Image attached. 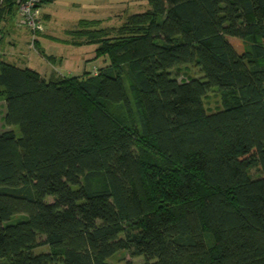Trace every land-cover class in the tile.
<instances>
[{
  "label": "trees",
  "instance_id": "trees-1",
  "mask_svg": "<svg viewBox=\"0 0 264 264\" xmlns=\"http://www.w3.org/2000/svg\"><path fill=\"white\" fill-rule=\"evenodd\" d=\"M101 24L68 32L109 62L94 75L0 61L21 132H0V264H264V0H149ZM190 64L204 77L170 75ZM209 87L233 99L210 113Z\"/></svg>",
  "mask_w": 264,
  "mask_h": 264
},
{
  "label": "rangeland",
  "instance_id": "rangeland-1",
  "mask_svg": "<svg viewBox=\"0 0 264 264\" xmlns=\"http://www.w3.org/2000/svg\"><path fill=\"white\" fill-rule=\"evenodd\" d=\"M148 7L149 0H54L53 3L42 6L45 30L35 37L23 24L18 9H15L13 13L6 14L0 22V30H2L0 61L16 66L28 63L46 78L54 73L82 75L88 71L94 75L108 66L109 62L103 59L89 61L86 63V71L83 70L85 63L82 60L93 57L96 47L69 45L67 41H72V38L68 32L75 30L81 20H101V27L119 28L125 24L129 16L143 13ZM37 39L40 41L39 46L47 55L55 56L54 63L49 64L41 57L39 48L33 45V41ZM229 40L240 54L248 48V45L239 39L229 38ZM170 75L180 81L204 77L197 64L175 67L170 71ZM232 99V92L209 87L203 98V104L208 112L213 113L222 109L226 102ZM4 118L5 103L2 99L0 101V132L13 130L17 137H20L19 127H8ZM251 175L253 177L259 175L257 167L251 170ZM47 250V247H41L35 250V253L39 254ZM128 261L142 264L144 260L143 257L133 256L129 251H121L109 260L113 264H125Z\"/></svg>",
  "mask_w": 264,
  "mask_h": 264
},
{
  "label": "built area",
  "instance_id": "built-area-1",
  "mask_svg": "<svg viewBox=\"0 0 264 264\" xmlns=\"http://www.w3.org/2000/svg\"><path fill=\"white\" fill-rule=\"evenodd\" d=\"M6 1L0 0V10L5 7ZM41 5L42 0H17V9L21 20L25 27L33 34V37L45 30ZM1 39L2 35L0 34Z\"/></svg>",
  "mask_w": 264,
  "mask_h": 264
},
{
  "label": "crops",
  "instance_id": "crops-1",
  "mask_svg": "<svg viewBox=\"0 0 264 264\" xmlns=\"http://www.w3.org/2000/svg\"><path fill=\"white\" fill-rule=\"evenodd\" d=\"M2 31V30H1ZM39 45H40V41L37 39V41H36ZM70 45V44H69ZM73 46V45H72ZM40 47V46H39ZM74 47H76V46H74ZM82 47H85V46H82ZM88 47H96V46H93V45H91V46H88ZM97 48V47H96ZM96 48H95V50H96ZM95 50H94V52H95ZM55 57V56H54ZM80 59L82 58L81 56L79 57ZM95 59V55L93 56V57H90L89 59H84V60H82L84 63H85V65L83 64V70H85L86 71V63H88L89 61H93ZM55 61H56V58H55ZM94 61H97V60H94ZM5 62V61H4ZM24 62V61H23ZM48 62V61H47ZM49 63V62H48ZM50 64V63H49ZM18 67H20V68H26V67H31L30 66V64H22V66H18ZM53 75V74H52Z\"/></svg>",
  "mask_w": 264,
  "mask_h": 264
}]
</instances>
